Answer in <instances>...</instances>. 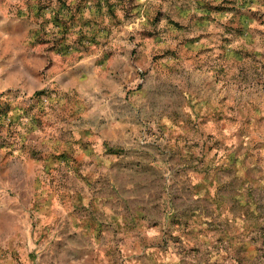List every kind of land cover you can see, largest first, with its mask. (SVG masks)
Wrapping results in <instances>:
<instances>
[{
  "label": "rangeland",
  "instance_id": "1",
  "mask_svg": "<svg viewBox=\"0 0 264 264\" xmlns=\"http://www.w3.org/2000/svg\"><path fill=\"white\" fill-rule=\"evenodd\" d=\"M0 264H264V0H0Z\"/></svg>",
  "mask_w": 264,
  "mask_h": 264
}]
</instances>
